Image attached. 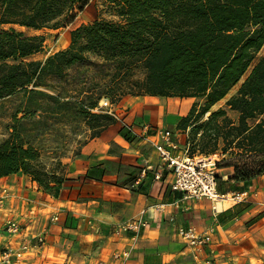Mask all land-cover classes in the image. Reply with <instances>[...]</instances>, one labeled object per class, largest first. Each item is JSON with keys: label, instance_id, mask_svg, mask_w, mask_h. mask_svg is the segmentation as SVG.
Masks as SVG:
<instances>
[{"label": "trees", "instance_id": "obj_1", "mask_svg": "<svg viewBox=\"0 0 264 264\" xmlns=\"http://www.w3.org/2000/svg\"><path fill=\"white\" fill-rule=\"evenodd\" d=\"M92 1L0 0V101L34 94L41 78L63 79L94 57L113 73L107 94L79 105L93 130L90 138L116 123L113 116L95 112L104 98L113 104L128 95L196 98L202 102L199 111L193 108L180 122L183 130L193 126L190 154L217 155L218 169H234L230 180L264 175V54L258 58L264 48V0H103L109 18L74 27ZM67 27L72 29L67 49L44 62L29 60L42 53L46 38L17 28ZM242 80L226 103L238 121L223 108L211 112ZM121 133L128 141L136 139L127 128ZM64 169L60 160L44 163L17 127L0 140V179L22 173L57 197L66 181Z\"/></svg>", "mask_w": 264, "mask_h": 264}, {"label": "crops", "instance_id": "obj_2", "mask_svg": "<svg viewBox=\"0 0 264 264\" xmlns=\"http://www.w3.org/2000/svg\"><path fill=\"white\" fill-rule=\"evenodd\" d=\"M90 5L74 27L96 20L91 18ZM86 14L90 19L78 22ZM71 30L35 32L63 36L65 50L71 44ZM50 54L39 61L44 62ZM242 83L211 112L223 108L237 122L239 114L226 103ZM201 105L196 98L123 97L115 104L116 123L88 139L77 153L60 157L66 181L57 197L42 191L22 173L0 179V193L7 191L0 212V254L18 250L21 243L35 246L36 238L43 236L46 243L42 247H33L13 264H113L117 253L127 256L126 264H264V175L247 182L234 181L230 180L232 167L219 168L218 188L224 195L248 191V200L222 210L218 202L209 200L184 202L183 194L172 188L171 172L147 139L157 130L167 131L184 151L193 126L183 130L180 122L193 108L198 112ZM147 125L153 130L149 135L143 131ZM124 128L136 139H125ZM54 216L59 217L58 222L53 221ZM10 220L22 225L21 236L5 231ZM138 221L147 226L137 238L133 233L115 235L121 224ZM190 227L200 233L213 229V244L203 250L188 248L177 231Z\"/></svg>", "mask_w": 264, "mask_h": 264}, {"label": "rangeland", "instance_id": "obj_3", "mask_svg": "<svg viewBox=\"0 0 264 264\" xmlns=\"http://www.w3.org/2000/svg\"><path fill=\"white\" fill-rule=\"evenodd\" d=\"M90 6L91 18H109L103 0H93ZM84 18L90 19L86 14L78 22L84 21ZM17 30L27 36L46 38L42 53L29 60H44L49 53L51 56L56 50L64 48L63 36L46 31ZM263 54L264 48L258 58ZM112 73L110 65L91 57L86 64L68 71V77L41 78L34 94L19 93L0 101V140L8 137L11 128L17 127L23 137L40 152L42 161L51 166L60 157L77 153L91 135L80 115L79 105L88 106L102 94H107L106 87L109 86ZM136 77H141V74L137 72ZM232 204L234 202L230 199L227 207Z\"/></svg>", "mask_w": 264, "mask_h": 264}, {"label": "built area", "instance_id": "obj_4", "mask_svg": "<svg viewBox=\"0 0 264 264\" xmlns=\"http://www.w3.org/2000/svg\"><path fill=\"white\" fill-rule=\"evenodd\" d=\"M95 112H104L116 118L115 104L109 99H102L99 107ZM143 131L149 135L150 126H144ZM148 136L149 142L157 152L163 166L167 168L173 177L172 188L174 191L183 194L184 202H195L201 200H209L212 202L224 201L231 199L234 203H242L249 198V192L245 191L239 194L224 195L218 191V167L220 161L217 155H191L189 146L181 151L176 143L171 139V135L167 131L157 130ZM160 179V175L156 176ZM7 198V191L4 189L0 193V212L4 208V203ZM53 221L58 222L59 217L54 216ZM147 226L146 222H130L121 224L115 231V235L133 233L134 237L140 236L142 229ZM22 225L19 222L10 220L6 222L5 231L12 236L22 235ZM178 236L188 248L195 250H203L213 244L214 230L210 229L203 233L198 232L194 227L188 229L178 228ZM35 246L32 243H21L18 250H5L0 254V263L13 264L14 260L22 259L26 253L31 251L33 247H42L46 242L43 236L36 238ZM113 264L120 262L126 264L127 256L115 254ZM212 261H206L205 264H211ZM104 264V263H100Z\"/></svg>", "mask_w": 264, "mask_h": 264}, {"label": "bare ground", "instance_id": "obj_5", "mask_svg": "<svg viewBox=\"0 0 264 264\" xmlns=\"http://www.w3.org/2000/svg\"><path fill=\"white\" fill-rule=\"evenodd\" d=\"M230 199H226L224 201L226 202H223V201H219L218 204H217V207L222 210L223 208L227 207V203L229 202Z\"/></svg>", "mask_w": 264, "mask_h": 264}]
</instances>
